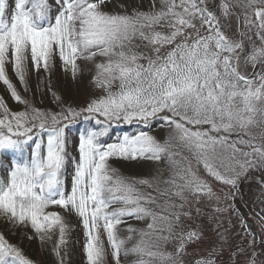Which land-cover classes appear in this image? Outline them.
I'll return each instance as SVG.
<instances>
[{"label":"snow or ice","instance_id":"obj_1","mask_svg":"<svg viewBox=\"0 0 264 264\" xmlns=\"http://www.w3.org/2000/svg\"><path fill=\"white\" fill-rule=\"evenodd\" d=\"M108 2L56 0L53 13L48 0H14L11 9L7 0H0V81L11 89L15 100L21 101V97L6 74V65L11 63L23 82L28 59L37 69H48L57 53L73 73L78 59L95 62L97 56L103 57L95 64L93 81L106 93L79 111L68 108L67 115L35 108L31 115L4 109L0 151L22 153L36 128L46 130L47 140L33 141L30 158L13 160L7 180L0 179V215L13 223H30L41 240L58 228L55 250L59 255V246L66 243L67 226L58 212L46 209L55 205L74 211L85 229L88 264H105L101 230L119 264L123 241L117 237V225L121 217H147L151 219L149 231H156L160 222L158 232L168 233L158 235L160 241L173 238L180 229L174 237L178 240L175 256H179L188 243L202 238L180 225L182 215L190 216L181 211L188 202L186 193L197 200L212 193L188 157L175 159L181 154L172 141L186 149L206 173L233 187L248 169L264 168V0H220L219 14L205 0H153L149 11L133 10L131 14L104 11ZM234 9L243 10L236 19L247 30L238 31V38L229 35L223 23L234 15ZM136 39L144 42L148 54L138 50ZM242 61L262 71L249 76L241 71ZM84 113L85 120L95 118L103 126L81 133L79 160L71 191L66 192L62 180L68 159L65 121ZM157 116L172 130L163 143L143 131L125 135L118 143H100L113 122L147 125ZM254 128L258 131L253 132ZM112 156L168 158L176 170L164 181L168 187L160 193L165 202L157 206L159 210L150 206L156 204V198L135 186L148 181L128 183L111 174L114 170H110L108 158ZM173 197L179 204L172 202ZM114 204L121 206L112 208ZM133 250L143 251L139 247ZM147 255L159 257L162 264H181L173 253L149 251ZM0 264L33 262L0 234ZM196 264L215 262L200 259Z\"/></svg>","mask_w":264,"mask_h":264},{"label":"rangeland","instance_id":"obj_2","mask_svg":"<svg viewBox=\"0 0 264 264\" xmlns=\"http://www.w3.org/2000/svg\"><path fill=\"white\" fill-rule=\"evenodd\" d=\"M49 5L53 9L56 8V0H48ZM153 0H110L104 6L106 12H117L124 14H131L133 10L146 12L152 7ZM207 7L219 14L220 0H205ZM9 8H14V0H7ZM250 11V10H249ZM234 15L223 21L224 26L229 35H235L238 38L239 32H246L247 30L242 26L241 22L236 19V15L243 14L242 9H234ZM251 36V33H247ZM253 40L256 37L252 36ZM247 44V36L245 38ZM135 44L140 45L139 51L148 54V49L143 45L139 39L134 41ZM259 41L257 40V44ZM248 47H251L248 45ZM103 57L97 56L95 62L84 59L77 60V70L73 73L72 69L61 61L58 53L55 54L50 62L49 68L45 69L43 66L38 69L35 68L30 59L25 62L23 82L18 78L13 65L11 63L6 65V74L15 88L17 94L21 97V101H17L11 94V89L3 82L0 81V101L3 102V107H0V117L4 115V109L7 108L10 113L28 112L32 114V109H39L45 113L67 115V109L81 110L87 107L93 100L99 99L106 93L102 88L95 85L93 77L95 76V64L103 61ZM143 63V61H141ZM241 71L252 76L253 73L259 74L262 69L260 67L253 68L251 64H244L241 62ZM116 86L113 87V91ZM27 103H24V102ZM84 115L77 117L74 121H65L67 127L65 134L67 137L66 150L71 154V166L67 171L65 179H63L64 188L66 192L71 191L72 177L74 175L75 163L79 160V137L81 133L92 129V123L95 118L85 120ZM102 119V118H101ZM51 123V120L48 121ZM88 124L87 128L84 126ZM113 126L117 125H131L134 127L130 129L127 134L117 131V129L109 128L110 141L107 144L118 143L125 135L133 136L143 131L150 136L155 137L160 142L168 140L172 135L171 128L167 125L161 116L150 118L147 125L138 121L131 123L119 121L113 122ZM112 124L110 126H112ZM253 132L258 129H252ZM33 140L25 145L22 153H17L16 157L12 154L13 151L6 150L0 151V179L7 180L8 174L11 169V162L13 160H20L23 158H30L31 151L35 147L33 141L44 140L46 143L47 132L36 128L32 132ZM231 139L235 140L236 137L232 136ZM176 145V151L180 152V156L175 157L180 160L181 156L188 157L192 166L198 169V174L204 179L211 188V195H200L199 199L193 198L188 195V202L181 210L189 212L190 216H181L180 225L183 226L185 232L195 230L201 234V239L197 243H188L185 251L179 256H175L178 240L174 237L179 233L180 229L177 228L173 233V238L169 240L160 241L157 239L158 235H168L167 232L159 233L158 230L162 227L160 222H157L156 231H149L147 224L151 222L150 218L138 219L136 217H121V223L117 225V237L119 240H128L132 242L134 248L143 249L142 252L135 251L138 258L143 259V264H162L159 257H151L147 252H167L173 253V259L181 262V264H196L197 260L209 259L213 260L215 264H248L253 261L255 264H261L264 259V238L258 241L256 237L252 236L245 227V224L240 219L239 214L236 212L234 206V199L239 203L244 200L246 209L252 215L256 227L260 230L264 229V188L260 182L251 180L252 176L257 178H264V168L259 165L255 168L248 169L238 179L236 186L225 184L216 180L214 177L206 173L202 166L197 165L195 160L186 149L179 146L177 141H172ZM242 147V146H241ZM108 165L110 170H114L111 174L117 177L122 171L126 172V176L133 175L135 180H146L149 183L143 184L144 187L138 188L145 195H150L156 198V204L150 205L154 210H159L158 205L165 202V197L160 193L168 187L164 181L171 178L172 172L175 171L166 156L161 157L160 160L137 158L128 159L120 156H112L108 158ZM244 182V183H243ZM242 188L239 189V185ZM172 202L179 204L177 198H172ZM119 204L111 205L112 208L120 207ZM74 222L78 226L81 242L85 250L87 237L83 227L81 218L74 211L67 210ZM125 226L121 231V226ZM131 229V231H130ZM101 239L103 240L106 253L108 254L110 264H116V260L112 256V249L107 241L106 233L101 230ZM158 244V247L156 246ZM20 250V248H18ZM213 249H216L212 255H209ZM238 249H243L244 253L240 254ZM21 254L24 253L20 250ZM86 252V251H85ZM254 254V255H253ZM25 257V256H24ZM26 258V257H25ZM28 259V258H27ZM87 259V255H86ZM30 260V259H29ZM122 259L119 256V264H122ZM33 264H46L43 260H31ZM142 263V262H141ZM50 264H61L57 256ZM88 264V260H87Z\"/></svg>","mask_w":264,"mask_h":264},{"label":"trees","instance_id":"obj_3","mask_svg":"<svg viewBox=\"0 0 264 264\" xmlns=\"http://www.w3.org/2000/svg\"><path fill=\"white\" fill-rule=\"evenodd\" d=\"M88 124L84 126L87 128ZM103 125L96 124V120L92 123L93 130H99ZM134 127L131 125H117V126H109V128L117 129L121 133L127 134L130 132V129ZM110 141V132L106 135L100 137L101 144H107ZM68 153V159L66 160L65 168L63 170L62 180L65 179L67 175V171L71 166V154ZM14 157H16L15 152H12ZM127 173L122 171L119 174H116L118 178H122L128 183L138 182L135 180L133 175L126 176ZM138 188L144 187L143 184L136 183ZM135 185V186H136ZM46 211L49 212H58L64 220V223L67 226L66 230V243L59 246V255L56 252V246L59 242V230L58 228L54 231L45 235V238L41 240L40 234L36 233L35 230L31 227L30 223L27 224H18L13 223L11 220L6 218L3 215H0V234H2L5 239L15 246L16 248H20V250L24 253V256L30 260H38L40 258L46 264H50L55 256L58 257L61 264H87L86 252L83 248L80 234L78 231V226L76 222L73 221L70 214L66 209L50 205ZM125 229V226H121V231ZM123 244L121 246L120 258L122 259V264H142L143 259L138 258L133 249L134 245L132 242L128 240H122ZM105 264H110L108 254L105 256Z\"/></svg>","mask_w":264,"mask_h":264},{"label":"flooded vegetation","instance_id":"obj_4","mask_svg":"<svg viewBox=\"0 0 264 264\" xmlns=\"http://www.w3.org/2000/svg\"><path fill=\"white\" fill-rule=\"evenodd\" d=\"M251 180L258 181L260 182L261 186L264 188V178H257V176H252ZM244 183V182H243ZM242 183L239 185V189L242 188ZM234 208L236 212L239 214L240 219L243 221L245 224L246 230L254 237L257 238L258 241H261L262 238H264V229L262 228L261 230L256 227V223L253 220L252 215L249 213V211L245 208L246 203L244 200H240L239 203L234 199ZM246 221L250 222L249 227L246 226ZM264 222V218H263ZM264 253V250H263ZM253 260L257 261L256 258H253ZM261 264H264V259L261 261Z\"/></svg>","mask_w":264,"mask_h":264},{"label":"water","instance_id":"obj_5","mask_svg":"<svg viewBox=\"0 0 264 264\" xmlns=\"http://www.w3.org/2000/svg\"><path fill=\"white\" fill-rule=\"evenodd\" d=\"M250 225V222L246 221V226L249 227Z\"/></svg>","mask_w":264,"mask_h":264}]
</instances>
